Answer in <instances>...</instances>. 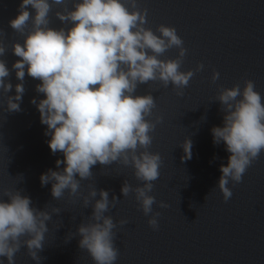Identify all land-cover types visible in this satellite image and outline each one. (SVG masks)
<instances>
[{
  "label": "water",
  "instance_id": "water-1",
  "mask_svg": "<svg viewBox=\"0 0 264 264\" xmlns=\"http://www.w3.org/2000/svg\"><path fill=\"white\" fill-rule=\"evenodd\" d=\"M21 3L22 0H0V40L7 48L0 60L10 71L6 82L13 85L7 94L0 89V189L20 191L31 199V206L41 211L61 210L59 214L52 213L47 222L43 251L38 253L40 264H94L79 248L81 237H72L82 222L89 221L91 203L85 208L82 199L69 200L67 193L56 200L51 195V183L41 185L42 174L65 167L61 164L57 168L56 161L64 156L60 152L52 154L48 146L51 137L45 135L47 126L41 124L40 113L31 103L33 98L37 103L45 98L36 91L41 81L25 71L21 111H5L7 96L16 95L15 85L21 83L12 68L21 58L15 56L11 45L23 44L24 36L9 25ZM73 3L74 0H65L69 10ZM138 5L148 10L145 27L156 32L161 24L174 26L183 39L187 54L180 71L195 69L201 62L205 67L183 89V96H178L171 84L164 88L159 81L140 84L136 89V95L151 92L157 104L154 114L163 117V123L150 133L153 143L149 149L160 153L164 162L150 193L157 201L153 211L161 214L158 230L148 225L151 214H143L134 194L122 195L125 180L133 187L142 186L131 167L97 163L91 169L92 178L81 181L85 195L91 186L107 190L109 199H120L106 213L114 222L129 221L114 230L119 249L115 264H264V151L241 183L233 186L229 182L233 195L225 202L216 186L222 174L220 167L227 166L230 153L223 142L215 145L211 134L214 126H223L224 113L219 101H215L221 86L231 88L239 83L242 89L243 81L250 79L264 104V0H138ZM28 10L35 14L31 6ZM62 10V6L53 5L49 13L51 28L72 26L57 19L55 12ZM178 51L169 49L159 59H174ZM213 71L220 74L215 83L211 79ZM185 138L192 142V155L182 160ZM159 202L168 207L160 208ZM0 261L7 264L4 257ZM15 264L36 261L22 247Z\"/></svg>",
  "mask_w": 264,
  "mask_h": 264
},
{
  "label": "clouds",
  "instance_id": "clouds-1",
  "mask_svg": "<svg viewBox=\"0 0 264 264\" xmlns=\"http://www.w3.org/2000/svg\"><path fill=\"white\" fill-rule=\"evenodd\" d=\"M53 5L63 7L55 15L63 24H71L70 28L49 26ZM147 14V8L141 9L138 0H74L71 10L65 0H22L18 15L9 21L10 27L24 36V42L11 45L15 56L21 58L12 65L21 83L15 85L16 95L7 96L5 111H21L25 71L41 81L36 91L45 98L38 103L33 98L31 103L40 113L41 124L47 126L45 135L51 137L48 146L52 154L60 152L64 156L56 161L57 168L65 165L61 171L49 169L42 174L41 185L51 183V195L56 200L67 193L69 200L82 199L85 208L91 203L89 221L82 222L72 237H81L79 248L94 264H115L119 249L114 230L129 221L114 222L111 215H106L120 199H109L107 190L91 186L85 195L81 181L92 178L91 169L97 163L131 167L142 186L133 187L125 180L122 195L134 194L143 214H151L148 225L158 230L161 214L153 211L157 201L150 193L164 162L160 153L149 149L153 143L150 133L163 123V117L154 114L157 104L151 92L136 95V89L140 84L159 81L164 88L171 84L176 94L183 96V89L205 67L201 62L195 69L180 71L187 54L183 39L174 26L161 24L156 32L145 27ZM172 48L179 50L176 58L159 59ZM6 51L0 40V56ZM9 76L5 61L0 60V89L4 94L13 88L6 82ZM219 76L213 71L212 82ZM215 101H219L224 116L223 126L211 129L213 143L223 142L230 153L227 166L220 167L222 174L216 187L227 202L233 195L229 182L233 186L241 183L264 151V104L250 79L243 81L242 89L239 83L231 88L221 86ZM181 147L185 153L182 160L191 159V140L185 138ZM0 193V197L8 198L0 199V257L6 258L7 264H15L16 254L26 247L31 259L40 264L38 253L43 251L47 222L52 213L61 210L41 211L16 189L3 188ZM158 206L168 207L164 202Z\"/></svg>",
  "mask_w": 264,
  "mask_h": 264
}]
</instances>
